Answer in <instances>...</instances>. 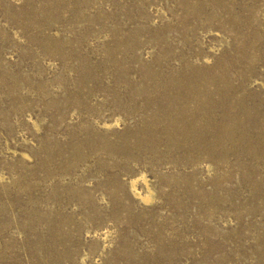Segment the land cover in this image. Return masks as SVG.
I'll list each match as a JSON object with an SVG mask.
<instances>
[{"label":"rangeland","instance_id":"rangeland-1","mask_svg":"<svg viewBox=\"0 0 264 264\" xmlns=\"http://www.w3.org/2000/svg\"><path fill=\"white\" fill-rule=\"evenodd\" d=\"M0 264H264V0H0Z\"/></svg>","mask_w":264,"mask_h":264},{"label":"bare ground","instance_id":"bare-ground-1","mask_svg":"<svg viewBox=\"0 0 264 264\" xmlns=\"http://www.w3.org/2000/svg\"><path fill=\"white\" fill-rule=\"evenodd\" d=\"M214 86V85H213ZM213 89V88H212ZM226 112V111H225ZM231 112V111H230ZM229 114V113H228ZM242 115V114H241ZM160 116V115H159ZM156 118V117H155ZM232 120V119H231ZM141 196H143V195H141ZM147 196V195H146ZM145 199H148V197H144ZM144 199V200H145Z\"/></svg>","mask_w":264,"mask_h":264}]
</instances>
